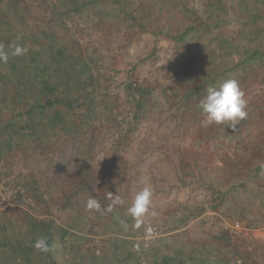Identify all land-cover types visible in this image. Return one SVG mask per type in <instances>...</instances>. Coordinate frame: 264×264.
Returning a JSON list of instances; mask_svg holds the SVG:
<instances>
[{
    "label": "rangeland",
    "instance_id": "374dc122",
    "mask_svg": "<svg viewBox=\"0 0 264 264\" xmlns=\"http://www.w3.org/2000/svg\"><path fill=\"white\" fill-rule=\"evenodd\" d=\"M15 1L0 0V264H264V0ZM227 79L247 117L202 127Z\"/></svg>",
    "mask_w": 264,
    "mask_h": 264
},
{
    "label": "clouds",
    "instance_id": "9594fccd",
    "mask_svg": "<svg viewBox=\"0 0 264 264\" xmlns=\"http://www.w3.org/2000/svg\"><path fill=\"white\" fill-rule=\"evenodd\" d=\"M27 48L15 47L13 55H24ZM8 54L0 50V62L6 63ZM203 119L200 124L202 127L211 125H223L235 128L237 124L243 121L248 113L247 101L244 99V93L240 89L238 81L235 79H227L218 87H209L207 94L199 103ZM152 190L149 186H145L139 191L130 206L127 208V214L133 218H140L149 214L151 209ZM111 203L105 207L97 199L89 198L87 208L96 212H109L117 205H122L124 201L118 196L110 197ZM154 215V213H151ZM139 226V220L137 222ZM34 247L40 252H47L49 245L46 238H40L36 241Z\"/></svg>",
    "mask_w": 264,
    "mask_h": 264
},
{
    "label": "trees",
    "instance_id": "16d2710c",
    "mask_svg": "<svg viewBox=\"0 0 264 264\" xmlns=\"http://www.w3.org/2000/svg\"><path fill=\"white\" fill-rule=\"evenodd\" d=\"M15 3H16V5L18 6V7H20L21 6V8L23 7V4H24V2L22 1V0H19V1H15ZM25 85V84H24ZM73 86H75V87H79V88H82V85H81V82H80V80L77 78V79H74V80H71V82L70 81H65V83H64V87H66L67 88V90L69 89H72L73 88ZM66 88H64V89H66ZM63 89V90H64ZM86 91H84V94H86L85 93ZM81 97H84L85 99H88L89 97L88 96H81ZM62 98H63V101H61V103H62V105H64L65 107H67V108H72V105H73V101L71 100V95L70 94H64L63 96H62ZM5 101V100H4ZM89 103V102H88ZM53 105H55V102H52V101H50V100H47L46 102H44L43 104H37V107H39V108H47V107H50V106H53ZM8 106V105H7ZM33 242H34V240L32 239L31 240V243L29 244V245H27V246H23V247H18V248H15V250H18V251H20L21 253H23V254H25V255H27L28 253H32V252H34V248H33ZM52 264H56V263H52Z\"/></svg>",
    "mask_w": 264,
    "mask_h": 264
}]
</instances>
